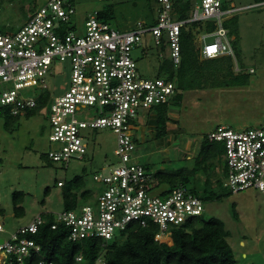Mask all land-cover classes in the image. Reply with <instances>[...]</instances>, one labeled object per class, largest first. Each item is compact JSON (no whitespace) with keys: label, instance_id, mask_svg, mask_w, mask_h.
Segmentation results:
<instances>
[{"label":"built area","instance_id":"obj_1","mask_svg":"<svg viewBox=\"0 0 264 264\" xmlns=\"http://www.w3.org/2000/svg\"><path fill=\"white\" fill-rule=\"evenodd\" d=\"M3 4L0 0V22ZM221 5V0H201L190 21H173L172 1L157 0L155 23L138 21L135 30L125 32L94 12L79 35L71 23L75 13L72 0H46L15 31L5 32L0 24V110L12 117L24 116L44 94L42 80L50 69L67 65V90L49 98L46 105L47 159L65 166L72 159L83 160L87 133L97 130L115 136L113 154L117 158L105 174L92 177L97 188L93 204L63 209L53 216L37 215L7 240L1 239L0 264H23L25 258L40 253V245L26 236L38 232L46 215L52 217L50 229L63 227L73 243L116 241L131 226L154 227V241L162 242L170 239L173 227L205 212V203L183 186L154 194L158 188L153 172L136 162L135 132L141 126V113L169 105L178 91L174 82L165 78H142L132 51L149 35L155 46L168 50L170 62L179 66L180 34L189 31L187 23L213 22L211 31L198 33L201 57L211 60L231 54L221 17L233 10L223 11ZM209 38L212 40L206 42ZM95 108L97 114H90ZM206 140L223 145L226 174L222 186L230 194L250 189L264 193V123L241 131L218 126Z\"/></svg>","mask_w":264,"mask_h":264},{"label":"rangeland","instance_id":"obj_2","mask_svg":"<svg viewBox=\"0 0 264 264\" xmlns=\"http://www.w3.org/2000/svg\"><path fill=\"white\" fill-rule=\"evenodd\" d=\"M45 1L4 0L1 28L6 32L16 30ZM179 1L183 4L173 5L172 20L190 21L201 0H173ZM221 3L223 11L233 10L230 15L221 17L232 50L231 54L221 57H231L232 73L245 83L217 88L207 85L201 90L182 92L181 102L169 105L172 120L166 125L163 139H154V111L141 113V126L135 132V159L150 172L193 169L198 144L218 126L241 131L264 123V0H221ZM72 4L75 13L71 23L82 35L84 22L94 12L104 14V21L121 32L135 30L138 21H153L157 0H72ZM182 13L184 17L180 18ZM213 25V22H188L186 28L210 29ZM194 47L199 51L200 61H204L198 35L194 36ZM168 56V50L155 46L149 35L132 51L138 72L146 79L156 78L159 66ZM69 75L67 65L52 67L42 80L46 87L44 93L49 98L62 95L67 90ZM217 79L224 80L222 75ZM46 105L30 118L20 116L9 130L4 128L0 117V210L3 211L0 212L3 229L0 239L7 240L12 232L28 225L37 215L53 216L62 212V191L71 187L76 192L77 187L71 186L74 179L83 181V189L91 192L90 201H82V205L93 204L97 188L92 177L105 174L116 164L113 154L116 139L108 130L87 133L88 149L83 160L72 159L66 166L49 161L46 157L50 148ZM96 111L97 108L90 114L96 115ZM222 167V157L220 162H206L192 179L191 185L201 187L209 178L216 193L226 194L221 201L206 203L203 217H214L224 223L234 264H264V193L250 189L230 194L223 186L218 187L216 181L223 179ZM47 188L49 193L44 196ZM166 188L162 185L153 193ZM14 192L24 194L21 217L15 216L13 211ZM102 262L100 256L96 264Z\"/></svg>","mask_w":264,"mask_h":264},{"label":"trees","instance_id":"obj_3","mask_svg":"<svg viewBox=\"0 0 264 264\" xmlns=\"http://www.w3.org/2000/svg\"><path fill=\"white\" fill-rule=\"evenodd\" d=\"M179 3L182 2H173V5L176 7ZM98 17L101 20L106 19L105 15L100 12H98ZM183 17L182 13L180 18ZM154 23L155 20L153 19L148 24L153 25ZM211 28L203 29L200 27L198 32L210 31ZM194 36V29L182 30L180 34L181 61L179 66L175 67L169 59H166L158 68L156 77L174 82L178 91L170 104L178 105L182 99L181 93L184 91L201 90L207 85L217 88L239 86L245 83L240 81L238 75L232 73V59L229 56L200 61L199 51L194 47ZM162 50H164L163 47ZM224 65L226 69H223ZM219 75H222L224 80H218ZM48 99V94L44 93L38 100L37 106L24 115L25 118L34 116L46 105ZM169 105H161L151 110L155 113L154 139L156 140L163 139L166 136V125L172 120ZM0 117L4 120L3 125L6 130L11 128V123L19 119V117H12L1 110ZM223 153L222 144L209 142L206 137L202 138L194 157V168L190 170L180 169L173 172L162 170L153 173L157 183L156 187L167 186L163 190L166 193L178 186H183L205 204L221 201L226 194L216 193L209 178L204 180L201 187L191 185V183L197 169L202 164L212 160L220 162ZM225 174L223 162L222 178ZM222 180L218 179L216 181L218 187L222 186ZM71 186L77 187L76 192H73L71 187L62 191L65 210H74L82 205V201L86 202L91 199V192L83 189V181L80 179H74ZM48 193L49 189L47 188L44 191V196H47ZM23 198L24 194L22 192H14L13 211L15 216L21 217L24 215ZM0 212L3 211L0 210ZM234 215L236 218L235 213ZM44 218L45 222L39 227L38 232L35 235L26 236L40 245L41 251L39 254H32L30 257L25 258L23 264H39L40 261L52 264H96L100 256L103 260L101 264L235 263L232 249L227 241L229 233L225 229L224 223L214 217L205 219L203 214L188 218L180 226L173 227L170 239L162 242L154 241L156 233L154 227L143 229L131 226L124 233H121V237L116 241L103 243L100 240L90 239L73 243L68 241V232L63 227H58L55 230L50 229L51 216L46 215ZM78 257H81L80 261H77Z\"/></svg>","mask_w":264,"mask_h":264},{"label":"crops","instance_id":"obj_4","mask_svg":"<svg viewBox=\"0 0 264 264\" xmlns=\"http://www.w3.org/2000/svg\"><path fill=\"white\" fill-rule=\"evenodd\" d=\"M172 1V4H173V0H171ZM155 17H156V15H155ZM154 20H155V18H154ZM194 29V35H198V33H200V32H198V29H200L199 27L198 28H193ZM193 29H191V30H193ZM15 31V30H14ZM196 33V34H195Z\"/></svg>","mask_w":264,"mask_h":264},{"label":"water","instance_id":"obj_5","mask_svg":"<svg viewBox=\"0 0 264 264\" xmlns=\"http://www.w3.org/2000/svg\"><path fill=\"white\" fill-rule=\"evenodd\" d=\"M2 242V240L0 239V243Z\"/></svg>","mask_w":264,"mask_h":264}]
</instances>
